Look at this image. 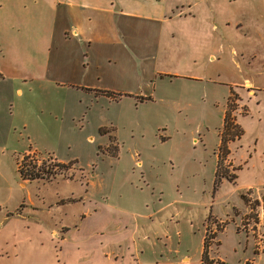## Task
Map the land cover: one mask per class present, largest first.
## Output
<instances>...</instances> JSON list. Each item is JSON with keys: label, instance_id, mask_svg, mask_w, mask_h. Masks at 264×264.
<instances>
[{"label": "rangeland", "instance_id": "rangeland-1", "mask_svg": "<svg viewBox=\"0 0 264 264\" xmlns=\"http://www.w3.org/2000/svg\"><path fill=\"white\" fill-rule=\"evenodd\" d=\"M25 1L0 0V204L56 200L89 182L95 199L139 216L152 213L140 224L162 234L157 246L166 243V254L179 250L174 263L187 255L198 264L207 235L211 257L246 264L251 233L256 261L264 264V0H169L175 19L164 37L176 42L166 53L186 57L158 68L186 76L154 77L153 93L123 100H79L49 85L43 68L50 12ZM227 109L242 136L231 141L224 130L230 155L220 167L231 181L214 190ZM48 157L70 169L51 166L55 176L21 188L17 164L47 168ZM65 208L73 215L79 209ZM228 216L238 220V234Z\"/></svg>", "mask_w": 264, "mask_h": 264}, {"label": "crops", "instance_id": "crops-1", "mask_svg": "<svg viewBox=\"0 0 264 264\" xmlns=\"http://www.w3.org/2000/svg\"><path fill=\"white\" fill-rule=\"evenodd\" d=\"M30 3L41 4L50 12L44 28V39L49 45L43 75L50 86L63 87L69 95H78L79 100L92 95L101 99L113 95L117 100L147 96L152 92L154 77L165 73L170 78L186 76L168 75V71L163 73L158 68L159 62L181 63L186 57L166 53V48L176 42L164 37V30L175 19L171 15L174 16L176 7L169 0L24 2ZM177 17L181 18V14ZM0 76H5L1 69ZM16 92L22 96L21 89ZM81 104L72 102V111L78 112ZM217 160L216 157V168ZM25 185V181L19 183L21 188ZM12 190V186L7 188L8 195ZM13 202L14 209L0 204V264L191 263L187 255H181L174 263L179 250H168L166 254V243L164 248L157 246L162 234L159 236L158 231L153 233L150 226L140 224L141 219L152 218V213L139 216L106 198L95 199L90 195L89 182L80 193L71 192L56 200L47 196L29 205L17 198ZM70 205L79 207L76 215L65 208ZM229 222L235 223L238 234V220ZM165 238L168 239L166 235ZM253 239L251 233L246 234L245 250L249 257L243 263L254 260L258 264L256 258L260 253L254 254Z\"/></svg>", "mask_w": 264, "mask_h": 264}, {"label": "trees", "instance_id": "trees-1", "mask_svg": "<svg viewBox=\"0 0 264 264\" xmlns=\"http://www.w3.org/2000/svg\"><path fill=\"white\" fill-rule=\"evenodd\" d=\"M223 132L220 135V145L218 148L219 156H218V162H217V168H216V173H215V179H214V189L216 190L221 182L222 179L231 181V178L229 176H226L225 173L221 172V167L220 164L223 160L227 158V155L229 153L228 149L225 148L227 141L225 140V137L223 136L224 130L226 133H232V140L233 137L236 135V133H239V131L234 130L233 127L235 125L233 124L232 120L230 119V114L229 110L227 109L225 111V115L223 118ZM107 132L105 130H100V134H106ZM240 138L242 136V133H239ZM24 160V158L22 159ZM48 160L54 162L52 158L48 157ZM53 166L56 168V170H68L70 167L69 164H50L47 168L44 166H38L35 163H29V164H17V172L19 173V176L21 180L23 181H34V180H48L45 178V176L50 175V176H55L56 174H51L50 168ZM53 178V177H52ZM263 204H264V196H263ZM210 236H205L204 242H203V249H202V254H201V259H200V264H224V262H221L219 259L212 258L210 256V248H211V238ZM248 264V262L246 263Z\"/></svg>", "mask_w": 264, "mask_h": 264}, {"label": "built area", "instance_id": "built-area-1", "mask_svg": "<svg viewBox=\"0 0 264 264\" xmlns=\"http://www.w3.org/2000/svg\"><path fill=\"white\" fill-rule=\"evenodd\" d=\"M251 263V262H250ZM249 262H248V264H250ZM252 264V263H251Z\"/></svg>", "mask_w": 264, "mask_h": 264}]
</instances>
